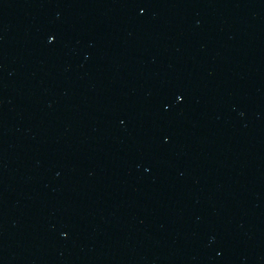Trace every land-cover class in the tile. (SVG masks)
Masks as SVG:
<instances>
[{"label": "water", "instance_id": "water-1", "mask_svg": "<svg viewBox=\"0 0 264 264\" xmlns=\"http://www.w3.org/2000/svg\"><path fill=\"white\" fill-rule=\"evenodd\" d=\"M0 264H264V0H0Z\"/></svg>", "mask_w": 264, "mask_h": 264}]
</instances>
